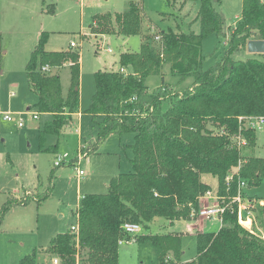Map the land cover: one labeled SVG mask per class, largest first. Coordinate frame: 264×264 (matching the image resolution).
Wrapping results in <instances>:
<instances>
[{"label": "trees", "instance_id": "obj_1", "mask_svg": "<svg viewBox=\"0 0 264 264\" xmlns=\"http://www.w3.org/2000/svg\"><path fill=\"white\" fill-rule=\"evenodd\" d=\"M179 1L181 6L198 3L197 34L148 29L138 52L119 55L118 71L93 74L94 93L85 111L96 129L92 154L110 135L131 133V172L112 177L105 194L78 199L76 235L58 234L18 264H37V253L55 256L58 264H118L120 239L149 242L157 264H264V205L249 210L252 222L247 229L239 223L237 204L232 202L239 192L264 180V159L254 155L256 131L247 125L250 118L264 119V58L231 57L246 50L250 41H264V0H242L239 21L232 28L225 26L215 8L223 0ZM92 20L93 35L141 34L142 13L135 3L121 13L95 15ZM210 35L223 41L225 54L204 69L202 43ZM47 37L40 34L25 66L29 89L36 97L33 108L50 117L38 131L40 150L47 135L59 137L79 113L80 53L70 46L47 52ZM1 51L0 36V58ZM165 65L173 84L165 81ZM64 66L69 69L65 96L59 75L51 73ZM151 77L160 79L152 91L147 86ZM187 79H191L188 86L175 89ZM45 151L55 153L56 146ZM201 175L217 180V203L224 208L220 229L196 232V255L182 262L178 233H154L150 228L156 218L169 226L190 221L210 192ZM9 198L0 207V225L10 208L19 205ZM28 203L25 198L20 205ZM125 224L139 225L143 234L131 237L123 231Z\"/></svg>", "mask_w": 264, "mask_h": 264}, {"label": "rangeland", "instance_id": "obj_2", "mask_svg": "<svg viewBox=\"0 0 264 264\" xmlns=\"http://www.w3.org/2000/svg\"><path fill=\"white\" fill-rule=\"evenodd\" d=\"M241 1L223 0L215 5L226 27H235L239 21ZM129 3H135L141 9V34L130 37L91 34L93 16L121 13ZM197 10V2L181 6L179 0H0V113L10 114L24 122V127L19 128L14 122L0 120V207L9 197L11 202L19 204L10 208L0 225V264H18L24 256L44 249L51 238L70 232L77 222L75 212L81 196L105 194L112 177L131 172V133L110 135L92 154L96 129L85 111L94 93L93 74L96 71H118L119 55L126 51L138 52L142 36L148 29L152 33L197 34ZM41 33L48 35L45 51L67 50L70 42H74L81 56L80 114L73 118L75 123L67 127L66 133L62 132L59 137L47 135L44 150L39 148L38 131L50 117L38 115L33 108L36 97L30 91L25 76V66ZM224 54L221 39L210 35L203 40L204 69L218 62ZM231 57L233 60L264 58L249 53L247 49L235 51ZM163 72L165 81L173 84L175 80L169 75L168 65L164 66ZM51 73L59 75L62 95L65 96L69 87L68 67L53 69ZM190 83L191 79H187L175 89L182 91ZM159 84V77H151L147 82L151 91ZM33 115H37V119L34 120ZM82 145L85 150H81ZM52 146H56L55 153L45 151ZM65 154L68 160L54 167L57 158ZM254 155L264 159V126L256 130ZM79 171L84 175L79 176ZM208 180L215 188L217 180L211 176ZM245 191L241 194L242 208H245L243 199L250 201L251 208L257 204L264 205L261 201L264 199V180L258 187L245 188ZM216 193H212L209 201L190 217L191 222L180 221L170 229V233H178L181 238L182 262H190L196 255L195 233L188 232L194 226L193 221L201 231L216 232L220 229L219 216L224 208L217 203ZM25 198L29 203L20 205ZM207 209L222 212L210 220L199 218L198 213ZM245 215L239 223L249 229L252 213L251 216ZM246 217H250L249 221H245ZM166 223L165 219L156 218L150 229L154 233H168L169 225ZM53 259L56 257L43 253L36 255L37 264H52ZM118 264H157L156 251L149 242L137 244L131 241L119 246Z\"/></svg>", "mask_w": 264, "mask_h": 264}, {"label": "built area", "instance_id": "obj_3", "mask_svg": "<svg viewBox=\"0 0 264 264\" xmlns=\"http://www.w3.org/2000/svg\"><path fill=\"white\" fill-rule=\"evenodd\" d=\"M71 48H75L76 47V44L74 42H70V45H69ZM121 72H123L121 70ZM33 119H37V115H33L32 116ZM0 119H2L3 121L5 122H14L17 124V126L19 128L23 127L24 126V122L22 120H16L14 117H12L10 114H1L0 113ZM247 125L249 126V128L253 129V130H260L262 128V126H264V119L261 118V117H256V118H250L247 120ZM81 149H85V146H82ZM68 160V156L65 154L63 155L62 157H58L57 160L53 163L54 164V167H58L60 166L63 162L67 161ZM78 175L79 176H83V172L82 171H79L78 172ZM245 185L242 183L239 185V188H244ZM241 199H242V195L241 193L239 192L237 194V196L234 198V203L237 204V217H238V220L239 222L241 223L242 221V218H245V213H247L248 216H250V208H251V204H250V201L248 200L247 202L243 199V204L245 205V208H242V203H241ZM221 210H217V209H207V210H203L201 212L198 213V216L199 218H204V219H207V220H210L212 219L213 217H217V215L219 214ZM223 211V209H222ZM221 211V212H222ZM243 211H247L245 213H243ZM249 218L250 217H246L245 221H249ZM123 231L124 233L130 235L131 237H134L136 235H138L140 232H141V228L139 225H134V224H125L123 226ZM70 234H73V235H76L77 234V226H72L70 228ZM132 240L130 241H127L125 239H120L118 241V245H123V244H127V243H130ZM52 264H58V261L57 259H53L52 260Z\"/></svg>", "mask_w": 264, "mask_h": 264}, {"label": "crops", "instance_id": "obj_4", "mask_svg": "<svg viewBox=\"0 0 264 264\" xmlns=\"http://www.w3.org/2000/svg\"><path fill=\"white\" fill-rule=\"evenodd\" d=\"M80 60H81V57H80ZM79 114L80 113H77L76 115H74L73 116V118H75V116L76 117H78L79 116ZM1 121H3L2 119H0ZM3 122H5V121H3ZM8 123V122H7ZM75 123V122H74ZM24 127V126H23ZM23 127H21V128H23ZM66 131H67V129H65L64 131H63V133L65 132L66 133ZM89 141V140H88ZM82 146H84V145H82ZM81 146V147H82ZM80 147V148H81ZM208 175H201V181L202 182H204V183H206L209 187H210V192L209 193H207L206 194V196L204 197V198H202V203L204 204V203H207V201H209V199H210V195H212V193H214L215 191H217V183L215 184V188L211 185V184H209L208 182H209V180H208ZM245 191V190H244ZM246 192V191H245ZM247 195V194H246ZM252 198V197H251ZM180 221H177V222H174L171 226H169V231H170V229L174 226V224L175 223H179ZM191 222V221H190ZM165 222H163V224H164ZM193 223H194V226L193 227H191V230L189 231L188 230V232H190V233H196V231L197 232H205V231H201L200 229H198V228H196V226H197V224H195L196 222H194L193 221ZM167 224V223H166ZM193 225V224H192ZM198 227V226H197ZM188 229H190V227L188 228ZM121 246V245H120Z\"/></svg>", "mask_w": 264, "mask_h": 264}, {"label": "water", "instance_id": "obj_5", "mask_svg": "<svg viewBox=\"0 0 264 264\" xmlns=\"http://www.w3.org/2000/svg\"><path fill=\"white\" fill-rule=\"evenodd\" d=\"M247 51L251 54L264 55V41H250L247 43Z\"/></svg>", "mask_w": 264, "mask_h": 264}]
</instances>
